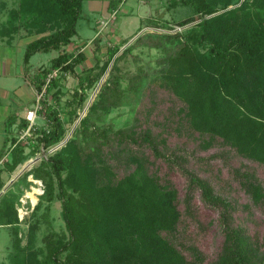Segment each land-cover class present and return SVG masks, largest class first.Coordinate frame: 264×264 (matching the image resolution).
Returning a JSON list of instances; mask_svg holds the SVG:
<instances>
[{
    "label": "trees",
    "instance_id": "obj_1",
    "mask_svg": "<svg viewBox=\"0 0 264 264\" xmlns=\"http://www.w3.org/2000/svg\"><path fill=\"white\" fill-rule=\"evenodd\" d=\"M179 3L191 5L193 11L177 20V25L194 24L183 32H152L136 39L137 44L165 52L162 66L152 72V81L159 79L157 83L181 101L173 129L193 136L201 149L222 143L243 157L264 164V0H170L168 5ZM233 3L236 5L228 7ZM114 4L111 1L118 8ZM83 8L84 0H20L18 7L10 11L8 26L1 30L5 33L25 25L30 32L40 34L25 46L23 70L40 94V106L35 112L43 115L46 123H31L16 111L7 116L3 154L9 153V157L0 166V186L5 184L1 177L4 169L13 171L30 153L46 150L41 161L26 172L43 180L49 203L55 197L61 199L68 231L58 237L51 235L46 247L37 246L38 225L33 223L24 243L17 196L3 194L0 225L13 227L12 264H201L205 260L201 250L188 245L190 251L186 252V245L179 240L177 232L183 213L178 204V188L163 181L159 168H152L151 156L179 164L189 177L187 206L192 199L190 190L195 186L201 188L206 202L224 206L225 240L213 264H259L264 254L257 239L231 221L229 200L216 193L208 179L183 164L188 160L187 153L170 147L169 115L158 131L139 125L137 113L133 123L125 127L114 128L106 123L111 107L124 103L129 90L140 95L146 77L143 75L135 87L122 84L126 74L121 72L117 59L132 53L136 42L117 53L128 38L110 46L103 63L99 59L95 65L77 72L86 53L82 49L67 50L66 46L77 34ZM52 49H57L58 54L49 64H41L32 72V55ZM112 62L108 78L81 116L79 108H85L88 90ZM98 65L100 69L94 72ZM67 72L78 77L68 114L71 118L81 117L63 142L68 129L59 108L63 92L60 83ZM50 93L54 100L49 99ZM17 122L19 129H29L35 135L30 152H26L17 135L11 136ZM61 142L60 147L48 153L50 147ZM242 174L241 181L253 203L264 206L262 182L251 171Z\"/></svg>",
    "mask_w": 264,
    "mask_h": 264
},
{
    "label": "rangeland",
    "instance_id": "obj_2",
    "mask_svg": "<svg viewBox=\"0 0 264 264\" xmlns=\"http://www.w3.org/2000/svg\"><path fill=\"white\" fill-rule=\"evenodd\" d=\"M19 1L0 0V166H3V160L9 157V153L3 154L4 127L6 118L11 112L16 111L21 116L29 118V112L34 111L33 118H29L30 122L38 125L46 123L44 116L35 112V109L40 106V94L37 93L30 78L23 70L25 46L27 42L40 34L30 32L25 25L5 33L1 31L5 26H8L6 20L10 16L11 9L18 7ZM89 1L84 0L82 16L77 24V34L73 37L71 44L66 46L67 50L77 52L82 49L86 53L87 57L84 62L76 67L77 72H82L83 68L95 65L99 59L100 64L103 63L109 56V47L128 38V41L121 46V50L117 53L120 54L126 46L136 42L132 53L128 52L117 59L121 72L126 74L122 78V84L135 87L137 82L140 84L143 75L146 77L144 83L141 84L143 87L140 95L129 90L124 98V103L111 107L106 123L114 128L125 127L133 123V118L137 113L139 125L150 126L154 131H158L161 130V123L169 115L171 120L168 121L167 128L171 131L168 135L170 147L177 149L179 153H187L188 160L183 164L208 179L214 186L215 192L229 200L228 214L231 216V221L235 225L240 224L245 227L252 238L257 239L260 251L264 254V206L253 203L250 193L241 181L244 178L242 172L251 171L264 186V164L243 157L233 148L222 143H217L208 149H201L198 147L199 141L193 136L176 133L173 127L177 121L176 109L181 101L169 89L157 83L159 79L152 81L154 78L152 72L162 66L160 61H162L165 52L162 48L137 44V37L148 33L183 32L185 27L187 28L194 22H190L186 26L177 25L176 22L192 13V6L179 3L170 7L168 5L170 0H104L105 3L114 1V5L118 7L115 9L111 5L110 13L107 15L103 13L104 10H98L97 5L95 9H91ZM128 5L132 9L125 11L124 8ZM234 5L236 3L228 7ZM165 24L167 25L164 27ZM84 41L86 44L83 43ZM169 44L172 43L169 42ZM57 54V49L37 51L30 60L31 71H35L41 64H49L51 58ZM112 66L113 62L100 80L88 90L89 98L86 106L81 110L79 108L81 116L86 113L87 106L101 90ZM99 69L98 65L94 72ZM53 74H57V71H54ZM60 85L63 92L59 108H61L64 118L67 119L66 138H68L81 117L74 115L71 118L68 114L72 105L69 103L71 101L69 99L73 100V92L78 86V77L74 72H67L62 75ZM48 97L52 100V93ZM12 129L11 136L17 135L25 145L26 152H30L33 149L30 142L36 140L35 135L31 134L29 129H19L18 122L13 125ZM10 143L11 141L7 146ZM61 144L63 143L50 147L48 153L60 147ZM46 153V150H37L30 153L29 157L15 170L4 169L1 172V177L5 184L0 186V198L3 194L8 193L17 196L22 241L24 243L27 241L30 224L36 223L38 226L35 243L37 246L44 247L51 235L58 237L62 233H68L61 213V199L55 197L49 203L44 195L45 183L43 180L37 178L33 173L26 172L38 164ZM151 159L154 160L152 168H159L158 173L162 176L163 181L168 180L178 188V204L183 215L177 233L180 237L179 240L186 245L183 246L184 250L189 252L188 245L196 246L205 257L201 264H213V261L219 256L225 240L222 217L224 206L206 202L199 186L190 190L192 199L188 201L190 205L187 206L189 177L180 165L170 163L162 158L155 160L151 156ZM14 177L15 179L10 183ZM48 204H50L49 209H47ZM246 204H250V206L247 207ZM13 240V227L0 225V264H12L10 255L13 250ZM259 264H264V257Z\"/></svg>",
    "mask_w": 264,
    "mask_h": 264
},
{
    "label": "crops",
    "instance_id": "obj_3",
    "mask_svg": "<svg viewBox=\"0 0 264 264\" xmlns=\"http://www.w3.org/2000/svg\"><path fill=\"white\" fill-rule=\"evenodd\" d=\"M103 1L104 0H90L89 1L90 8L95 9L96 5H97L98 10H104L103 13L108 15L110 13L109 9H110L111 3L110 2L105 3ZM124 9H125V11H128V10H131L132 8L130 7V5H128ZM103 20H104V18H103Z\"/></svg>",
    "mask_w": 264,
    "mask_h": 264
},
{
    "label": "built area",
    "instance_id": "obj_4",
    "mask_svg": "<svg viewBox=\"0 0 264 264\" xmlns=\"http://www.w3.org/2000/svg\"><path fill=\"white\" fill-rule=\"evenodd\" d=\"M33 112H34V111H30V112H29V115H28L29 118H33V117H32V113H33Z\"/></svg>",
    "mask_w": 264,
    "mask_h": 264
},
{
    "label": "water",
    "instance_id": "obj_5",
    "mask_svg": "<svg viewBox=\"0 0 264 264\" xmlns=\"http://www.w3.org/2000/svg\"><path fill=\"white\" fill-rule=\"evenodd\" d=\"M68 138H69V137H68ZM68 138H66L63 142H65ZM63 142H61V143H63ZM14 179H15V177L11 179L10 183H11Z\"/></svg>",
    "mask_w": 264,
    "mask_h": 264
},
{
    "label": "bare ground",
    "instance_id": "obj_6",
    "mask_svg": "<svg viewBox=\"0 0 264 264\" xmlns=\"http://www.w3.org/2000/svg\"><path fill=\"white\" fill-rule=\"evenodd\" d=\"M34 114H32V117H33Z\"/></svg>",
    "mask_w": 264,
    "mask_h": 264
}]
</instances>
